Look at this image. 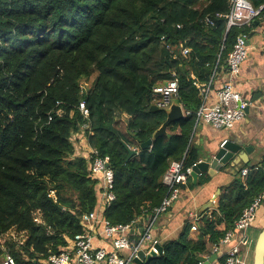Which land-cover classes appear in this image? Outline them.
I'll list each match as a JSON object with an SVG mask.
<instances>
[{
    "label": "trees",
    "instance_id": "trees-1",
    "mask_svg": "<svg viewBox=\"0 0 264 264\" xmlns=\"http://www.w3.org/2000/svg\"><path fill=\"white\" fill-rule=\"evenodd\" d=\"M229 2L0 0V240L17 264H44L61 253L68 239L84 232L83 215L97 206V182L74 139L84 123L92 130L89 146L111 160L116 199L105 218L113 225L139 216L145 221L144 211L158 207L167 193L163 177L170 165L199 161L191 142L199 86L209 83L218 59L226 64L244 31L226 32L221 16ZM206 17L214 27L205 25ZM183 48L190 49L186 57ZM91 79L92 89L82 92ZM173 79L191 114L143 148L167 120L166 111L152 104L153 89ZM126 146L136 151L131 158ZM246 186L239 175L199 223L196 239L186 223L177 239L162 244V254L143 264H199L211 255L264 191V161ZM12 229L25 238L8 236Z\"/></svg>",
    "mask_w": 264,
    "mask_h": 264
},
{
    "label": "built area",
    "instance_id": "built-area-1",
    "mask_svg": "<svg viewBox=\"0 0 264 264\" xmlns=\"http://www.w3.org/2000/svg\"><path fill=\"white\" fill-rule=\"evenodd\" d=\"M221 17L225 20L227 33L232 28H243L244 31L238 35L234 47L228 55L226 65L230 79L218 89L214 104L209 103V95L212 84L221 67L219 65L220 59L217 60L213 67L209 83L199 86L201 88L202 103L195 112L193 132L197 130L201 123H206L216 129H233L243 121L249 106V102L234 90L232 78L240 74L242 65L248 58L249 47L246 43L249 33L257 21H264V5L255 8L249 0H230L228 12ZM204 23L210 27L215 26L214 20L210 17H206ZM178 27L180 28V26ZM189 53V48L182 49L183 56L186 57ZM82 88V92H86V88ZM178 92L179 83L177 79L161 84L153 89L152 104L166 111L171 107L173 100L178 97ZM79 110L85 119L89 118V110L85 102L80 103ZM61 114L62 111L59 110L58 115ZM187 114L190 115L191 113L186 112L185 115ZM90 134H92L90 123L86 122L83 124L81 132L74 139L79 137L88 143V135ZM226 143L227 141H224L221 147ZM86 157L89 160L91 175L97 182V206L90 213L83 215L81 224L84 232L76 235L73 239H68V245L64 250L58 255H50L44 261V264H135V260L139 259L140 253H143L145 257L150 256L152 253L157 256L160 255L162 244L155 236L156 223L160 216L166 214L179 200L183 187L187 185L192 177L194 167L201 161L191 166H185L184 159L173 162L163 177L167 193L158 207L152 209L149 213L144 211V214L148 216L147 219L142 221V216H139L129 224L113 225L105 218L106 209L116 199L114 189L115 175L110 166V157L101 155L90 146ZM250 173L251 170L246 168L240 170V177L246 189ZM263 201L264 191L249 207L244 209L240 218L235 222L234 227L227 231L220 243L212 247L211 255L215 254L222 259L225 258V264H250L249 249L247 248L249 241L245 232L255 222L257 211ZM35 221L41 223L39 217H36ZM142 223L143 226L138 238L131 239L130 233ZM191 231H198L196 222L193 224ZM236 234L238 236L239 234L241 235V246L237 245L227 252H222V246L229 244ZM8 236L19 241L25 238V233H17L12 229ZM98 237L109 241L112 250L108 251L99 245ZM0 251L3 254L0 264H17L1 240Z\"/></svg>",
    "mask_w": 264,
    "mask_h": 264
},
{
    "label": "crops",
    "instance_id": "crops-1",
    "mask_svg": "<svg viewBox=\"0 0 264 264\" xmlns=\"http://www.w3.org/2000/svg\"><path fill=\"white\" fill-rule=\"evenodd\" d=\"M249 54L247 60L243 63L241 72L237 77L232 78L233 88L240 93L248 102L249 106L246 116L241 123L233 129H216L206 123H201L192 135V145L197 149L199 161L205 160L211 154L215 153L224 141L225 145L231 142H237L244 148H249V154L241 153L240 157L235 155L234 159L225 165L221 171L214 176L203 174L197 180L191 177L186 186L183 187L181 196L175 205L166 213L160 216L155 226V236L161 244L175 240L180 235L186 223H199L205 216L210 215L216 210L218 201L225 189L229 187L237 178L240 170L248 168L253 172L262 166L264 161V21H257L249 33ZM230 79L227 65H221L217 76L212 84L209 95V103L214 104L218 89ZM77 151L86 156L89 150V144L82 138L77 137ZM245 160L237 165L239 159ZM143 223L138 225L130 233L131 239L138 238ZM264 226V205L257 211L256 220L252 227L245 232L248 236L249 263L251 259V244H254ZM219 230L226 229L222 223ZM198 231H191L190 237L196 239ZM240 234H236L231 242L222 246V252H227L237 245L240 247ZM99 245L108 251L112 250L109 241L98 237ZM240 244V245H239ZM210 246V245H209ZM213 247V246H212ZM212 251V248H211ZM211 257V255L207 256ZM221 257L217 256L211 264H221Z\"/></svg>",
    "mask_w": 264,
    "mask_h": 264
},
{
    "label": "water",
    "instance_id": "water-1",
    "mask_svg": "<svg viewBox=\"0 0 264 264\" xmlns=\"http://www.w3.org/2000/svg\"><path fill=\"white\" fill-rule=\"evenodd\" d=\"M247 46H249V42L247 41ZM167 120L163 125L155 131L152 138L142 145L143 148H149L152 146L153 142L157 140L159 137L168 135L167 129L174 123L181 121L185 117V111L182 104L179 102L178 98H175L172 102L171 107L166 110ZM129 150V158L136 154V151L126 146ZM249 154V148H244L242 144L237 142H231L228 145H224L219 148L215 153L211 154L205 160H202L197 166L194 167L192 178L197 180L199 176L203 174H209L210 176H214L217 172L221 171L222 168L227 165L231 160L234 159L235 155L239 156L241 153ZM245 160L242 158L239 159L237 165L240 163H244ZM160 253H163L162 246L160 247ZM154 253L150 256L145 257L143 253H140L139 259L135 260V264H143L146 260L156 257ZM217 259V255L213 254L211 257H201L198 259L199 263L202 264H211L214 260ZM252 264H264V226L261 229L257 240L255 242Z\"/></svg>",
    "mask_w": 264,
    "mask_h": 264
},
{
    "label": "rangeland",
    "instance_id": "rangeland-1",
    "mask_svg": "<svg viewBox=\"0 0 264 264\" xmlns=\"http://www.w3.org/2000/svg\"><path fill=\"white\" fill-rule=\"evenodd\" d=\"M93 85H94V79H91L90 82L86 85V92H89L92 89ZM262 203L264 205V201ZM254 244H251V256L252 257H253V249L255 246ZM252 257H251V259H252ZM251 259H250V263H251Z\"/></svg>",
    "mask_w": 264,
    "mask_h": 264
}]
</instances>
